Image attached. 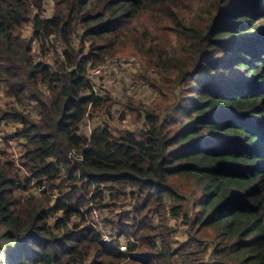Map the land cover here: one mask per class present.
<instances>
[{
	"label": "trees",
	"instance_id": "trees-1",
	"mask_svg": "<svg viewBox=\"0 0 264 264\" xmlns=\"http://www.w3.org/2000/svg\"><path fill=\"white\" fill-rule=\"evenodd\" d=\"M45 1L0 0V83L12 103L0 118L18 125L29 169L22 181L0 157V264H187L196 225L222 236L220 264H234L230 255L264 264V0H54L43 17ZM28 22L31 39L18 33ZM52 38L62 43L56 67L32 50ZM130 46L174 78L165 80L170 93L182 87L172 113L149 107L138 131L116 135L105 121L80 134L111 101L91 71ZM158 92L165 103L166 86ZM31 104L36 120L19 108ZM178 177L196 180L193 203ZM29 184L47 197L21 199ZM125 201L132 209L109 221L104 242L88 221L92 204ZM164 215L189 225L186 243L173 247Z\"/></svg>",
	"mask_w": 264,
	"mask_h": 264
},
{
	"label": "rangeland",
	"instance_id": "rangeland-1",
	"mask_svg": "<svg viewBox=\"0 0 264 264\" xmlns=\"http://www.w3.org/2000/svg\"><path fill=\"white\" fill-rule=\"evenodd\" d=\"M55 12V1L46 0L43 8L42 16H50ZM26 39H31L34 30L31 22L24 24L18 31ZM52 39L54 42H52ZM50 42L44 41V51L40 48V42L33 44V53L36 55L37 60H41L56 67L57 61L63 59L62 55V43L52 38ZM77 46L81 43L77 41ZM174 51L179 49L178 43L173 45ZM42 54V56H41ZM90 79L95 84V89L102 95H108L111 99L104 109L91 113V116H87V120L81 125V133L88 129L90 124L93 127L101 123H108L113 132L117 135L125 130L138 131L145 126L144 115L145 110L149 107H153L152 110L158 112L163 111L164 115L168 116L172 113V107L179 100L182 87L177 86L174 94L171 91L170 86L167 88L165 80L174 81V78L163 79V76L155 71L149 64V58L143 55V51L139 48L129 47L124 52H119L115 57H110L106 60L102 69L97 74H90ZM166 86L167 99L165 103H161L160 87L157 85ZM155 85V86H154ZM7 88L5 83H0V117L3 116V112L7 111L11 107L12 103L6 95ZM170 100V105L167 102ZM147 107V108H146ZM167 107V108H166ZM20 110H26L30 113L33 119H38V112L33 104L26 106V108L19 106ZM89 121V122H88ZM18 129L16 123H7L6 119L0 118V152L4 153L1 155L3 161L9 159L15 162L16 169L20 171L22 181L28 175L29 169L22 167V156L25 153L26 140L24 138H16L15 133ZM6 139H10L11 142H6ZM63 173H65L63 171ZM30 189L28 191H22L18 193L21 199H29V197L36 196L37 199H45L42 195L41 190L34 187V184H29ZM175 185L182 191L183 196L186 197L190 202H194L197 195V183L196 180L190 177H178L175 181ZM110 203L109 201H107ZM171 201H168V208L171 205ZM116 207H105L99 209L92 204L94 208L91 221L108 237L112 235L109 221L117 220V214L123 210H131L133 202H113ZM187 208L190 205L187 201L185 202ZM199 208H197L198 210ZM165 223H168L170 227H174V232L170 236V241L173 247H178L182 243H186L189 239L190 228L188 224H183L181 220L173 218L172 216L164 215ZM154 226H158L160 223L159 215L155 214L152 218ZM196 232L197 238L199 239L191 248L194 253L192 256L187 258V264H201L202 261H206L208 264H220L219 257L215 254V247L222 241V236L219 234L215 227H208L200 229L199 225H196L192 232ZM123 241L122 244L127 243L129 239L120 238ZM121 244V245H122ZM206 247L207 251H203ZM3 254L2 250L0 249ZM224 257V256H223ZM222 257V258H223ZM228 257H231L228 259ZM225 257L223 260L228 259V263L237 264V258L234 255ZM178 264H183L179 262Z\"/></svg>",
	"mask_w": 264,
	"mask_h": 264
},
{
	"label": "built area",
	"instance_id": "built-area-1",
	"mask_svg": "<svg viewBox=\"0 0 264 264\" xmlns=\"http://www.w3.org/2000/svg\"><path fill=\"white\" fill-rule=\"evenodd\" d=\"M102 69V66L101 67H99V68H95V69H93L92 71H91V73L90 74H97V72L98 71H100ZM96 90V89H95ZM96 92H97V90H96ZM85 120H87V118L85 119ZM84 120V121H85ZM83 121V122H84ZM89 122V121H88ZM83 124V123H82ZM81 124V125H82ZM94 128L95 127H93L92 128V126L89 124L88 125V129H86L83 133H81V129H80V134H82V135H84V136H86V137H90L91 135H92V132H93V130H94ZM89 221V223L96 229V230H98V231H100L101 232V234H102V240L104 241V242H107V243H109V242H111L112 241V235H110L109 237L107 236V235H104V231L102 232L97 226H96V224L93 222V221H91V220H88ZM132 240V239H131ZM130 241V240H129ZM128 241V242H129ZM128 242L127 243H124V244H122L123 243V241H121V244H120V249L122 250V251H126L127 249H128Z\"/></svg>",
	"mask_w": 264,
	"mask_h": 264
}]
</instances>
